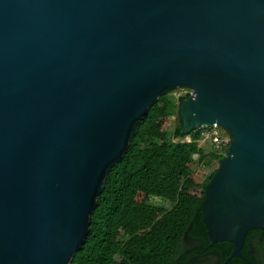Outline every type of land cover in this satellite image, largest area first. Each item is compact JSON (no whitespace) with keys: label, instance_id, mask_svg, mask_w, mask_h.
Segmentation results:
<instances>
[{"label":"water","instance_id":"water-1","mask_svg":"<svg viewBox=\"0 0 264 264\" xmlns=\"http://www.w3.org/2000/svg\"><path fill=\"white\" fill-rule=\"evenodd\" d=\"M176 88L218 125L212 243L264 229V0H0V264H70L140 119Z\"/></svg>","mask_w":264,"mask_h":264},{"label":"trees","instance_id":"trees-1","mask_svg":"<svg viewBox=\"0 0 264 264\" xmlns=\"http://www.w3.org/2000/svg\"><path fill=\"white\" fill-rule=\"evenodd\" d=\"M178 90L186 92L176 95ZM190 91H168L140 119L127 152L104 181L85 243L70 264H203L194 260L211 254L214 261L204 264H220L230 255L233 243H212L201 215L217 169L196 182L192 168L195 156L208 166L220 163L228 146L207 153L199 140L209 127L183 133L179 105ZM171 117L177 120L172 130L163 126ZM140 193L145 200H139ZM243 252L264 264V229L249 231ZM227 264L248 263L236 257Z\"/></svg>","mask_w":264,"mask_h":264},{"label":"rangeland","instance_id":"rangeland-1","mask_svg":"<svg viewBox=\"0 0 264 264\" xmlns=\"http://www.w3.org/2000/svg\"><path fill=\"white\" fill-rule=\"evenodd\" d=\"M185 92H186L185 90H178V91H176V95H180V94H183ZM176 121H177L176 117L168 118L164 122L163 126L167 129L172 130L175 126ZM187 139L189 140L190 137H187ZM199 143L205 149V151L207 153H210L211 151L214 150L209 139L202 138L199 140ZM195 157L196 158L194 159V161L192 163V168L195 170L194 171V180L196 182H202L210 173H212L213 170L218 168L219 162L217 160H213L212 164L208 166L205 163H199L197 160V156H195ZM138 198H139V200H145L146 196L144 193H140ZM152 201L159 202V199L154 198V199H152ZM213 259H214L213 257H210V258H207L206 260L212 261Z\"/></svg>","mask_w":264,"mask_h":264},{"label":"built area","instance_id":"built-area-1","mask_svg":"<svg viewBox=\"0 0 264 264\" xmlns=\"http://www.w3.org/2000/svg\"><path fill=\"white\" fill-rule=\"evenodd\" d=\"M191 91L189 94H191ZM203 138L209 139L213 148L218 152H223L225 146H228L230 142V137L227 132L218 125H213L205 130L203 132Z\"/></svg>","mask_w":264,"mask_h":264},{"label":"flooded vegetation","instance_id":"flooded-vegetation-1","mask_svg":"<svg viewBox=\"0 0 264 264\" xmlns=\"http://www.w3.org/2000/svg\"><path fill=\"white\" fill-rule=\"evenodd\" d=\"M191 243V245H196L197 244V242H195V241H192V242H190ZM211 254V253H210ZM212 256H210V257H214V255L213 254H211ZM205 260H206V258L203 256V257H201V258H198V259H195L194 261L195 262H203V264L204 263H206L205 262ZM212 261H214V259L212 260Z\"/></svg>","mask_w":264,"mask_h":264}]
</instances>
